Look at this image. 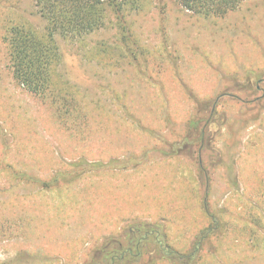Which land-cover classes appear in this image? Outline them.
Returning <instances> with one entry per match:
<instances>
[{
  "label": "rangeland",
  "instance_id": "obj_1",
  "mask_svg": "<svg viewBox=\"0 0 264 264\" xmlns=\"http://www.w3.org/2000/svg\"><path fill=\"white\" fill-rule=\"evenodd\" d=\"M13 23L39 33L44 28L34 0H0V184L5 188L0 217L7 218L0 220V264H105L102 236L120 232L126 247L131 228L158 221L165 230L174 229L179 241L171 244L183 252L198 222L182 218V203H189L181 197L193 189L184 186L176 195L171 163L190 172L198 168L199 145L192 138L197 131L188 132L189 145L178 154L165 152L186 135L187 121L191 130L194 116L216 118L206 127L211 140L205 145L213 147L201 157L215 165V185L227 186L216 172L223 167L227 177L232 172L237 193L228 200L252 203V211L242 206L233 212L245 209L252 222L247 233L263 241L242 254L245 264H264V0H244L218 18L193 15L175 0H142L138 9L107 10L106 26L81 38L57 36L59 74L73 86L74 102L84 98L81 112L63 106L68 87L61 94L56 90L53 99L30 93L12 78L5 40ZM127 113L139 117L138 126L124 121ZM152 127L162 131V141L149 136ZM128 144L145 147L143 155L154 154L158 161L124 171L127 160L118 156ZM237 169L246 174L233 173ZM213 192L216 204L219 191ZM182 225L185 230L179 231ZM220 245L219 257L205 258V264H232L244 249L229 240ZM162 248L140 246L135 250L140 255L122 253L115 261L179 264Z\"/></svg>",
  "mask_w": 264,
  "mask_h": 264
},
{
  "label": "trees",
  "instance_id": "obj_2",
  "mask_svg": "<svg viewBox=\"0 0 264 264\" xmlns=\"http://www.w3.org/2000/svg\"><path fill=\"white\" fill-rule=\"evenodd\" d=\"M141 1L142 0H34L36 11L44 21L43 30L39 33L23 23H13L11 27L8 26L6 28L8 35L6 34L5 44L7 45L12 78L25 87L30 93L41 97L46 96V94L49 96L51 95L50 97L53 99L54 97L52 95L56 90L61 94V89H67L68 87L70 89H67L69 95L65 97L69 102H64L63 106H65L66 110L83 111L85 104L82 101H84V98L81 97V99H77V101L74 102V100H76L75 96H70V94L72 95L73 86L60 75L61 73L59 74V72H61L59 67L62 63V53L56 37L60 36L70 40L81 38L106 26L105 16L107 10L120 13L127 9H138ZM175 1H177L184 10L193 15L218 18L225 16L228 12L236 10L244 0ZM57 97L59 98L60 96ZM207 119L208 118L194 116L191 130H188L189 121H187L185 125V129L187 130L186 135L182 136L181 140L173 142L165 153L178 154L181 149L189 145V140L186 139V136H190L189 133L193 134L196 131V134L192 136L193 141L198 142L199 148L207 151L212 144L210 146H207V144L205 145L207 138L202 130L203 127L200 125L206 122ZM134 158L135 157H131L130 159ZM5 166L7 167V165ZM6 167H4V170L8 171ZM13 177L17 178V180L21 178L25 179V181H32L34 185L40 183H36L35 179L30 180L28 177L18 174H15ZM41 184L48 187L51 185L44 180ZM4 190V186L0 184V194L4 192ZM3 206H5V204H3ZM5 207L7 208V206ZM0 220L7 221V218L0 217ZM141 227L145 229V231H141ZM162 230V223L158 222L154 224L146 223V225L140 226L135 225L132 231L135 232L136 236L139 235V233L143 234L144 232H149L147 237H145L146 235L143 236L145 238L142 240L140 246L145 248L151 245L153 246L151 249L160 250L161 245L167 247L162 238ZM131 233L133 232H129L128 234ZM112 239H114L113 247L119 245L123 247L122 249L124 252L129 250L127 247L129 248L133 245L128 238L129 243L126 247L119 236ZM109 240V238H105L102 246L107 244ZM106 248L107 247L104 246L102 252H105ZM106 251L109 250L106 249ZM171 254L174 262L183 264L181 255H177L174 252H171ZM165 259L172 261L171 257H166Z\"/></svg>",
  "mask_w": 264,
  "mask_h": 264
},
{
  "label": "crops",
  "instance_id": "obj_3",
  "mask_svg": "<svg viewBox=\"0 0 264 264\" xmlns=\"http://www.w3.org/2000/svg\"><path fill=\"white\" fill-rule=\"evenodd\" d=\"M198 100H200L199 98H197ZM202 99H205L204 97ZM121 108H124V110L127 111H131L130 108H126V104H121ZM181 110L183 108H180ZM180 110V111H181ZM128 118L125 119L124 121L128 122L132 125H139L136 123V120H139V117L137 115H132L131 113H127ZM123 122V121H121ZM166 125V123H165ZM203 132L205 133V136L207 138L208 134L206 132V129L203 128L202 129ZM159 132V134H162V131L155 129L154 127H152V129L149 132V136L153 137L154 139H157L159 141L163 140V134L162 136H158L156 137V133ZM148 136V135H147ZM215 139V138H214ZM126 149L127 152H124V155L131 158V157H135L134 160H128L127 157H125L124 155L122 156H118V157H124L126 158L127 162L124 163V171L127 172H134L133 170L136 169V166L140 165L142 162H151V161H158L157 160V156H155L154 154H149L147 153V156L143 155L145 150V147H140L138 148V150H135L134 148L130 147V145H126ZM211 147H213V145H211ZM161 151V150H160ZM203 151H205V149L199 148V160L197 161V167L198 168H193L192 171L190 172V167L188 166H172L171 163V167H172V172L174 173V171H177V174L175 176V180L174 183L172 182V186H174L172 189H176V195L178 193V189H181L180 194L182 193V190L184 189V186H187L188 188H192L193 191H191L190 195H183L181 198L184 199L185 196H187L188 198V203L189 205H186V201H183L182 203V210H183V215L184 218H188L190 220H194L198 222V228L196 229L195 232H193V234H190L187 240V247L185 248V250H183V252L177 251V249L175 247L172 246L171 241H179L177 238H175V231L174 229H168L165 230L163 228L162 230V238L164 239V244L167 245V247L164 245V249L169 250V252H174L177 255H181V259H182V263L183 264H203L205 261V258H211V260L213 261V259L215 260V256L219 257L220 254V243L224 242L226 240L230 241V245H234L235 247H241V245H244V249L241 250V252L239 251V255L238 258L234 261V264H245V259L242 257V254H249V248L256 245H261L263 243L262 239L259 240H254L253 241V237H255V235L251 236V234L247 233V225L252 226V222L250 220V218L247 217V215L245 214V212L247 211V209L252 208V203H249V201H247L246 199L243 200H237L236 198H230L228 200L227 197H229L231 194H234L233 192H236L235 189V179L234 176H232V172L230 173V176L227 177L226 175L228 174V167L224 168L223 170L216 172L218 175H220L219 180L223 181L225 185L224 187H221V184L215 185V180H213L211 178V171L213 170V168L215 167V165L211 162H205L203 160V158L201 157L203 153ZM210 151V149L207 150V152ZM224 151H229L228 148L224 149ZM206 152V151H205ZM108 153H113V152H109ZM155 157V158H153ZM167 156H164L163 158H166ZM172 161V158L170 159V162ZM224 162V161H223ZM211 165V166H210ZM217 165H221L220 162L217 163ZM227 165V164H226ZM130 170V171H129ZM194 172V173H193ZM238 172H240L241 174L245 175V170L241 169H237L236 171H234L233 173L238 174ZM186 174V175H185ZM234 175V174H233ZM184 178H189L190 181L189 182H184L183 179ZM233 178V179H232ZM213 181V182H212ZM263 181V180H262ZM175 182H177V184H175ZM186 184V185H184ZM262 182H261V191L263 190L262 188ZM218 189L219 191V198L220 200H216V204H214V202H212L213 200V194H214V190ZM254 190V189H253ZM252 190V192H253ZM237 193V192H236ZM257 195H260V193H256ZM225 196L224 199H222L221 197ZM261 196H264L263 193H261ZM193 197V198H192ZM195 199V200H191ZM212 198V199H211ZM262 198V197H261ZM226 202H230V204H226ZM194 202V203H193ZM221 203V204H220ZM248 204V206H246ZM192 205L195 206L192 207ZM245 206V209L243 211L244 214H239L236 215L235 212H233V210L236 212L241 209V207ZM232 207V210H230ZM238 210H237V208ZM250 207V208H249ZM235 208V209H233ZM229 210V211H227ZM252 211V210H251ZM250 212V211H249ZM251 213V212H250ZM236 219L239 220V223H244V225L242 226H238L237 225V221ZM160 222V221H158ZM150 223V222H147ZM185 230V226L182 225L181 229L179 231H184ZM231 230V231H230ZM242 231L243 232H238V231ZM119 233H116L115 235H111V236H102V242L101 245L104 241L105 238H109L110 242L109 244H105L104 246H106L109 250V247L114 244L112 238L119 236ZM181 235V234H180ZM178 234V236H180ZM225 235H229L227 237L224 238ZM93 238V237H92ZM252 241V242H251ZM179 243V242H178ZM153 246L149 245V248H151ZM218 250V251H217ZM217 257V258H218ZM216 258V261H218ZM165 260H163L164 262ZM168 261V260H167ZM189 261V262H188ZM203 263H202V262ZM219 262V261H218ZM244 262V263H243ZM154 263V262H151ZM150 263V264H151ZM220 263V262H219ZM232 263V262H229ZM232 263V264H233ZM159 264V263H156ZM205 264V263H204ZM212 264V263H210ZM213 264H215L213 262Z\"/></svg>",
  "mask_w": 264,
  "mask_h": 264
},
{
  "label": "flooded vegetation",
  "instance_id": "obj_4",
  "mask_svg": "<svg viewBox=\"0 0 264 264\" xmlns=\"http://www.w3.org/2000/svg\"><path fill=\"white\" fill-rule=\"evenodd\" d=\"M214 103V101H213ZM213 117V115H210ZM215 117L214 118H208L207 121L205 122V128L208 127L209 125H211L212 123H214L215 121ZM186 128V126H185ZM207 139L210 141L211 140V137L208 136ZM146 225V223H145ZM141 231H145V229H143L142 227L140 228ZM133 228L130 229L129 232H133L131 234H128L127 235V238L130 240L131 243H133V245H131L129 248L127 247V249H129L127 252H124L123 251V247L119 246V245H115L113 247V250H111L110 252L106 251V252H102V256L104 258V260H106L105 264H116V261L115 260H118V258H123V254H126V253H132L133 255H140L141 254V251L140 252H135V250H137L138 248H140V245L142 244V240L147 237L148 233L147 232H144L143 234H140L136 236L135 232L132 231ZM151 233V232H150ZM144 235H146L145 237H143ZM110 241H108L107 244H109ZM129 243V242H128ZM161 247H164L161 245ZM164 248H162L163 250ZM166 250V249H165ZM123 251V252H122ZM168 252V250H167ZM123 253V254H122ZM103 263V262H102Z\"/></svg>",
  "mask_w": 264,
  "mask_h": 264
}]
</instances>
